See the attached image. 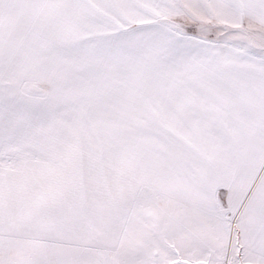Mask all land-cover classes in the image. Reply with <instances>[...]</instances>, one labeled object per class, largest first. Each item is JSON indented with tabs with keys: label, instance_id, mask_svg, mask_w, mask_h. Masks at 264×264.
I'll return each instance as SVG.
<instances>
[{
	"label": "snow or ice",
	"instance_id": "6c2138e0",
	"mask_svg": "<svg viewBox=\"0 0 264 264\" xmlns=\"http://www.w3.org/2000/svg\"><path fill=\"white\" fill-rule=\"evenodd\" d=\"M0 264H264V0H0Z\"/></svg>",
	"mask_w": 264,
	"mask_h": 264
}]
</instances>
